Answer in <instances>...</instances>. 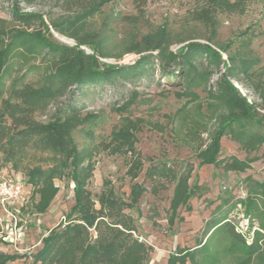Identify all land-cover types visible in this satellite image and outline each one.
<instances>
[{"label": "trees", "instance_id": "1", "mask_svg": "<svg viewBox=\"0 0 264 264\" xmlns=\"http://www.w3.org/2000/svg\"><path fill=\"white\" fill-rule=\"evenodd\" d=\"M115 1L70 0V3L80 8V18L86 20L101 14L105 6ZM251 1L193 0L190 20L210 28V44L191 39L175 52L171 50L172 32L159 28L129 42L119 58L137 55L132 65L102 63L101 60L110 55L101 45L95 46L88 40L78 41L74 47L60 46L41 34L17 32L7 43L1 41L0 170L23 176L33 192L32 210L38 215L46 214L56 199L59 193L56 180L68 177L74 186V206L65 221L43 239L42 247L32 257L33 264H151V248L140 241L131 214L138 210L147 193L145 186L137 183L144 170L137 134L147 122L132 116L131 108L140 104L138 94L134 93L123 105H114L112 110L119 115L120 124L108 140L81 148L74 135L96 118L93 113L85 112L82 105L90 90L105 93L118 82H140L158 69L167 80L163 84L180 88L177 97L185 100L176 113L178 118L184 120L188 108L194 104L201 111L202 98L198 91L207 95L206 116L215 126L209 143L197 154L200 166L245 174L260 160L259 157L249 158V154L264 147V116H258L255 103L248 101L233 83L241 75L249 77L257 63L233 57L225 61L213 48L219 18L244 15ZM134 5L142 11L146 0H134ZM12 11L20 24L45 26L43 18L37 14H19L15 7ZM83 47H89L91 54ZM223 50L228 52L226 48ZM17 55L26 60L30 56L35 60L42 58V64L34 67L43 71L38 83L26 82L25 78L7 79L9 63ZM221 67L224 72L211 84ZM228 136L248 155L247 159L221 158V141ZM100 153L127 159L128 197L117 193L110 180H104L96 197L92 195L94 157ZM193 172L191 164L180 170L163 163L147 170L146 177L153 183L154 195L164 187V182L174 186L169 207L170 225L179 219L181 210L191 211L190 202L196 195L190 184ZM238 208H242V216L248 224L246 231L232 219ZM19 258L0 253V264ZM168 264H264V182L247 178L245 199L224 200L205 223L195 246L178 248Z\"/></svg>", "mask_w": 264, "mask_h": 264}, {"label": "rangeland", "instance_id": "2", "mask_svg": "<svg viewBox=\"0 0 264 264\" xmlns=\"http://www.w3.org/2000/svg\"><path fill=\"white\" fill-rule=\"evenodd\" d=\"M12 7L19 14L41 16L45 26L40 23L30 26L20 24L13 17ZM193 10V0H146L142 11L136 9L134 0H117L105 6L101 14L84 20L80 18V8L70 3V0H0V43H7L17 32L41 34L51 43L60 46L74 47L78 41L88 40L95 46L101 45L105 53L110 55V58L102 59V63L132 65L138 59L137 55L128 54L119 58L129 42L159 28H167L172 32L171 50L175 52L191 39L205 45L210 44L212 32L204 24L190 20ZM132 19L136 20L132 22ZM61 37L68 42H62ZM213 45L225 61L229 57L256 61L249 77L241 75L233 83L248 101L255 103L258 116L263 117L264 0H252L242 16H221ZM83 48L91 52L89 47ZM223 48L228 52H223ZM41 64L42 58L35 60L30 56L26 60L22 55H17L9 63L7 79L25 78L26 82L38 83L43 71L34 70V67ZM223 72V67L217 70L210 83L215 84ZM164 81L167 80L157 69L140 82H118L105 93L90 90L82 100V105L86 108L85 112L93 113L96 118L83 131L74 135L81 148L108 140L112 131L120 124L119 115L112 110L114 105H123L134 93L138 94L140 104L131 108L132 116L147 122L137 134V147L144 158V170L137 183L144 185L147 193L142 197L138 210L131 214L136 221L139 238L151 248V264H168L171 254L178 248L194 246L205 221L224 200L245 199L247 178L264 182V147L249 154V158L259 157L260 160L245 174L227 173L215 166H200L197 154L209 143L210 132L215 126L206 116L207 95L198 91L202 98V110L194 104L188 108V114L182 120L176 116L185 103V100L177 97L180 88L163 84ZM221 145L222 159L236 157L245 160L248 157L229 136L222 139ZM94 161L96 168L90 187L92 195L96 197L104 180H110L117 193L128 197L130 180L125 176L127 159L100 153L94 157ZM163 163L180 170L188 164L194 166L190 184L196 195L190 202L191 211L181 210L179 219L173 225H170L168 219L174 186L164 182V187L154 195L153 183L146 177L151 166ZM2 171L23 179L19 173ZM55 184L59 193L44 215H38L32 210L33 192L29 186L28 196L24 201L7 206L9 214H3L0 208V253L20 257L8 264H33L32 257L42 247L43 239L65 221L66 215L74 206L71 180L64 177L56 180ZM232 219L240 229L246 231L248 224L242 216V208L232 214Z\"/></svg>", "mask_w": 264, "mask_h": 264}, {"label": "built area", "instance_id": "3", "mask_svg": "<svg viewBox=\"0 0 264 264\" xmlns=\"http://www.w3.org/2000/svg\"><path fill=\"white\" fill-rule=\"evenodd\" d=\"M27 196L28 186L23 179L16 178L0 170V208L3 214H9L7 206L20 203L24 201ZM140 241L145 242L142 238H140Z\"/></svg>", "mask_w": 264, "mask_h": 264}, {"label": "crops", "instance_id": "4", "mask_svg": "<svg viewBox=\"0 0 264 264\" xmlns=\"http://www.w3.org/2000/svg\"><path fill=\"white\" fill-rule=\"evenodd\" d=\"M230 173H232V172H230ZM257 181H258V180H257ZM214 211H215V210H214ZM214 211H213V212H214ZM213 212L211 213L210 217L205 221V223L211 218ZM205 223H204V226H205ZM195 244H196V242H195ZM194 246H195V245H194ZM194 246H192V247H194Z\"/></svg>", "mask_w": 264, "mask_h": 264}, {"label": "bare ground", "instance_id": "5", "mask_svg": "<svg viewBox=\"0 0 264 264\" xmlns=\"http://www.w3.org/2000/svg\"><path fill=\"white\" fill-rule=\"evenodd\" d=\"M62 42H68V40L67 39H65L64 37H61V39H60Z\"/></svg>", "mask_w": 264, "mask_h": 264}, {"label": "water", "instance_id": "6", "mask_svg": "<svg viewBox=\"0 0 264 264\" xmlns=\"http://www.w3.org/2000/svg\"><path fill=\"white\" fill-rule=\"evenodd\" d=\"M88 53H90V54H91V52H89V51H88Z\"/></svg>", "mask_w": 264, "mask_h": 264}]
</instances>
